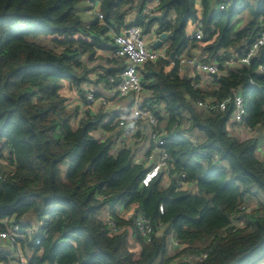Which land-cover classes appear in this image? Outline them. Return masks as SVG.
I'll return each mask as SVG.
<instances>
[{"label": "trees", "instance_id": "trees-1", "mask_svg": "<svg viewBox=\"0 0 264 264\" xmlns=\"http://www.w3.org/2000/svg\"><path fill=\"white\" fill-rule=\"evenodd\" d=\"M79 1L0 0V154L8 155L0 158V220L21 227L42 222L21 240L28 264H170L206 250L203 259L181 264H256L264 252V160L256 153L257 138L230 132L232 103L210 112L196 100L239 92L246 108L241 123L264 128V43L248 64L221 66L211 78L213 89L195 87L200 75H178L169 58L182 50L219 63L244 55L264 35V0H161L151 16L142 13L150 0H100L104 23L89 24L78 14ZM219 4L225 8L217 9ZM241 14L246 20L238 28ZM199 20L204 36L190 38ZM131 23L142 26L144 35L154 25L168 33V58L148 60L139 69L142 105H160L165 115L153 109L159 124L150 128L138 119L131 136L148 138L162 127L171 170L184 173L191 188L180 189L177 178L165 184L161 175L142 185L145 164L132 146L114 144L111 134L124 113L100 107L80 114L61 93L68 83L86 104V85L96 88L118 69L99 60L98 50L112 48L107 31ZM39 37L49 42H37ZM241 205L248 210L238 213ZM129 211L151 221L150 240L127 218ZM159 224L170 227L168 234L158 231ZM171 237L179 248H170ZM11 259L0 242V261Z\"/></svg>", "mask_w": 264, "mask_h": 264}, {"label": "built area", "instance_id": "built-area-1", "mask_svg": "<svg viewBox=\"0 0 264 264\" xmlns=\"http://www.w3.org/2000/svg\"><path fill=\"white\" fill-rule=\"evenodd\" d=\"M89 7V12L92 14L93 19H98L100 23H104V14L100 9V0H84ZM161 0H150L148 1L142 10V13L147 16H151L155 13V8L158 7ZM224 4H219L217 9H224ZM160 31L158 26L154 25L148 35L143 34L142 26L131 23L125 28L117 31L114 28H110L107 31V35L110 39L112 48L105 50L111 58L122 59V63L117 66L118 68L114 73L108 74L106 80H102L99 85L95 88L92 85H86L83 97L85 98L86 104L78 106L79 113L82 114L86 111L95 112L98 108H106L114 104L118 99L130 97L133 99V106L130 111L122 114L118 117V125L123 130H132L130 135L138 128V119L141 124L149 126L150 128L157 126L158 117L155 112H159L160 116H164L162 106L153 104L152 106L142 105L140 94L142 91V80L139 69L144 62L151 60L154 61L159 57L168 58L166 54L165 41L158 47L153 48L152 42L159 38ZM204 36L203 23L199 20L194 29L190 32V38L200 39ZM264 43V35H260L247 49L246 53L242 56L230 55L224 59L222 63L219 62H208L206 61L197 51L187 52L182 50L179 53H173L170 55V65L176 67L178 75H186L188 77L195 78L196 75H204L208 73H220V67H233L237 64H248L252 56L256 55L259 47ZM98 53L100 51L98 50ZM260 72L263 71V67L259 66ZM98 73H103L99 70ZM209 75V74H208ZM96 78V75L93 76ZM195 87H202L203 83L201 80L194 81ZM99 92V96L95 95V91ZM82 101V100H81ZM229 103L233 104V110L231 114V121L234 123H241L246 112L245 103L243 97L239 92L224 98L222 100H216L213 97H207L205 99H197L196 104L207 111H222L225 110ZM116 107V105H114ZM155 110V112L153 111ZM176 124H174L173 129ZM175 130V129H174ZM129 133V131H127ZM164 130L156 129L155 131L148 132V140L153 143V148L148 152L146 151L142 155L138 156L137 161L143 162L146 166V171L141 179V183L144 186H148L153 179L162 176V181L168 184L172 179L177 178V185L180 189L191 188V184H188L184 179L186 175L184 173L177 174L172 172L169 164V154L167 151L162 149V145L165 143L162 138ZM132 140H135V137ZM191 144L197 143L198 137L192 135L189 138ZM213 158L216 159L217 155L212 154ZM264 160V154L260 158ZM160 212L163 211L162 206H159ZM248 210V207L241 205L238 209V213ZM127 218L132 219L138 232L143 236L145 240H150V236L153 232V226L151 221L142 215L141 213L129 211L127 212ZM106 222L114 230H117L116 224L110 217L106 218ZM41 221L32 222L31 224L21 227L15 221L6 223L0 220V242L3 243L5 250L12 253V259L6 264H28L29 250L26 246L22 245V241L26 238H30L35 234L40 226ZM233 226L240 225L236 219L232 222ZM165 227L162 224L158 225V231L164 232ZM234 230V229H233ZM38 243V240H35ZM181 244L171 237L170 248H179ZM207 250L189 257L188 255L182 256L179 260L174 261L170 264H181L187 260H201L207 256ZM4 264V263H3ZM256 264H264V260L256 262Z\"/></svg>", "mask_w": 264, "mask_h": 264}, {"label": "crops", "instance_id": "crops-1", "mask_svg": "<svg viewBox=\"0 0 264 264\" xmlns=\"http://www.w3.org/2000/svg\"><path fill=\"white\" fill-rule=\"evenodd\" d=\"M80 1L81 2H79L77 4V11H79V13H81L85 16L86 20L84 21V23L89 24L93 20V16L89 12V7L87 6L86 2L84 0H80ZM133 17H134V13L130 12L127 15V20L131 21V20H133ZM99 55H101L100 57L103 56L104 59H105V57H109L107 52H105V53L100 52ZM109 58H111V57H109ZM99 60L101 61L100 63L103 64V66H105V67L116 68L119 65L113 61H107V60H103L101 58H99ZM211 78H212V76H210L208 74L200 75V80L203 83V86H202L203 88L213 89L215 87V83L212 82ZM63 90L65 91V95H67L68 98L70 96L69 101H70L71 105H76V106L83 105L81 98L78 95L77 91L75 89L70 88L68 83H67V85H65L61 89V93H63ZM130 104H131L130 103V97H127V99L123 98V99L116 100L114 102V104L111 105L109 108L117 110L118 113H121L120 110L123 109V107H125V106H130ZM114 105H116V107ZM132 106H133V103L131 104L130 108ZM228 128H229V130H231L230 131L231 133L239 136L241 139L256 137L257 141H258L256 153H257V156L259 158L262 157V155L264 154V128L263 127L251 129V128L245 127L242 123L232 122ZM127 131L128 130H126V132H124L123 136L120 138L121 142H123L124 138H130L131 135ZM140 140H141V138H138L137 140L135 139L134 141L131 140L132 142L137 141L133 146H139ZM116 145L118 146V144H116ZM149 147H150V141L147 140L143 144L142 148H140V150H137L136 160L138 159V156L145 153ZM28 218H30V217L27 216L26 219H28ZM3 263H4L3 261H0V264H3Z\"/></svg>", "mask_w": 264, "mask_h": 264}, {"label": "rangeland", "instance_id": "rangeland-1", "mask_svg": "<svg viewBox=\"0 0 264 264\" xmlns=\"http://www.w3.org/2000/svg\"><path fill=\"white\" fill-rule=\"evenodd\" d=\"M79 2H81V1H79ZM78 14L80 15L82 21L84 22L86 20L85 16L83 14L79 13V11H78ZM237 19H240V20H238L236 22L235 26H237L239 28V27H241L244 24V22L246 20V17H245V15L241 14V15H238V17L235 18V20H237ZM36 41L37 42H49V40L43 39L42 37L37 38ZM101 59H103V57ZM63 94L65 95V91L64 90H63ZM65 96L67 97V95H65ZM69 99H70V96H69ZM125 99H127V98H125ZM130 109H131L130 106H125V107H123V109L120 110V112L121 113H127L128 111H130ZM231 123H232V121L230 120V122L228 124V127L231 125ZM111 134L114 137V144H118V145L121 146L123 142L127 143V145L132 146L131 147L132 149L136 150V156H137V150H140V148H142L143 144L148 140L147 135L146 136L142 135V136H140L141 140H140L139 146H133L134 142L131 141L132 137L131 138H124L123 142H121L120 138L123 136V130H121V128L119 126L116 127L114 130H112ZM6 157H8L6 152H5L4 155L0 154V158L1 159H5ZM65 171H66V165H62V167H61V177L62 178H65ZM257 258H260V260H264V252L263 251L260 252L257 255ZM257 261H259V259Z\"/></svg>", "mask_w": 264, "mask_h": 264}, {"label": "water", "instance_id": "water-1", "mask_svg": "<svg viewBox=\"0 0 264 264\" xmlns=\"http://www.w3.org/2000/svg\"><path fill=\"white\" fill-rule=\"evenodd\" d=\"M168 38V33L166 31H162L159 35V38L156 39L155 41L152 42L151 46L153 48H158L164 41H166ZM210 76H212L214 79H216L218 77V74L217 73H208ZM170 230V227L169 226H166L165 227V230H164V233L165 234H168Z\"/></svg>", "mask_w": 264, "mask_h": 264}]
</instances>
